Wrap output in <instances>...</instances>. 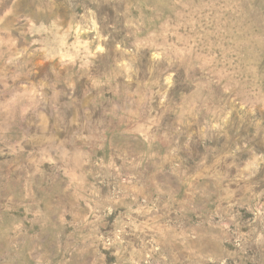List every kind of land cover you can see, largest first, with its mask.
<instances>
[{"label": "rangeland", "instance_id": "obj_1", "mask_svg": "<svg viewBox=\"0 0 264 264\" xmlns=\"http://www.w3.org/2000/svg\"><path fill=\"white\" fill-rule=\"evenodd\" d=\"M0 264H264V0H0Z\"/></svg>", "mask_w": 264, "mask_h": 264}]
</instances>
